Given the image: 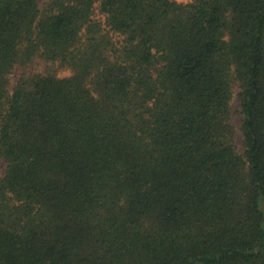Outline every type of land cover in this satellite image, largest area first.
Here are the masks:
<instances>
[{
  "label": "trees",
  "instance_id": "1",
  "mask_svg": "<svg viewBox=\"0 0 264 264\" xmlns=\"http://www.w3.org/2000/svg\"><path fill=\"white\" fill-rule=\"evenodd\" d=\"M0 156V264H264V0H0Z\"/></svg>",
  "mask_w": 264,
  "mask_h": 264
},
{
  "label": "rangeland",
  "instance_id": "2",
  "mask_svg": "<svg viewBox=\"0 0 264 264\" xmlns=\"http://www.w3.org/2000/svg\"><path fill=\"white\" fill-rule=\"evenodd\" d=\"M41 3L43 1L46 0H39ZM179 2H187L190 0H177ZM32 70L35 71H43L44 70V62H38L35 65L31 66ZM23 68L17 67L14 72L11 74V82L12 84L15 83V81L17 80V78L19 77V75L21 74ZM58 75L59 76H67L70 74L68 69L65 68H59L58 69ZM238 88L237 86L234 87V95L231 101V106H232V112H231V123L234 125L235 127V135H234V141H235V145L237 147V150L239 152H243L244 147H243V136L240 130V126H241V120H242V115L239 112V102L237 99V92ZM6 165L7 162L4 160L3 157L0 156V175L2 176L5 172L6 169Z\"/></svg>",
  "mask_w": 264,
  "mask_h": 264
}]
</instances>
